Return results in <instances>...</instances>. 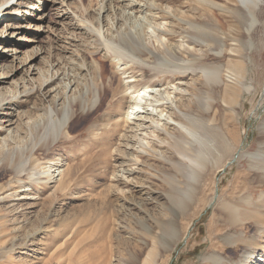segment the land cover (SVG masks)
I'll return each mask as SVG.
<instances>
[{
	"label": "rangeland",
	"instance_id": "1",
	"mask_svg": "<svg viewBox=\"0 0 264 264\" xmlns=\"http://www.w3.org/2000/svg\"><path fill=\"white\" fill-rule=\"evenodd\" d=\"M101 3L45 0L40 12L0 22L8 49L18 50L0 63L9 72L19 67L11 56L24 62L33 47L43 50L33 64L38 72L20 66L0 86V105L13 102L24 116L13 142L29 159L25 174H34L21 183L0 179L2 186L12 181L0 195V264H143L151 253L155 264H243L246 252L252 257L244 264H264V0L254 18L239 0H137L140 8L104 22ZM63 10L91 28L76 33L74 16H60ZM31 15L30 29L42 28L38 37L25 22ZM51 73L60 80L59 109L70 104L73 119L55 142L46 113L51 87L42 86ZM148 87L163 95L148 119L154 127L126 119L133 92ZM198 152L212 164L194 201L182 207L189 177L182 159ZM223 201L240 209L236 223L217 211Z\"/></svg>",
	"mask_w": 264,
	"mask_h": 264
},
{
	"label": "bare ground",
	"instance_id": "2",
	"mask_svg": "<svg viewBox=\"0 0 264 264\" xmlns=\"http://www.w3.org/2000/svg\"><path fill=\"white\" fill-rule=\"evenodd\" d=\"M68 1V0H67ZM98 1V0H97ZM146 1V0H145ZM62 2V1H61ZM74 2V1H73ZM137 2V0H102V3H103V6L104 5H106V6H104L103 8V10H102V8H100L101 10L99 11V17H100V20H102V22H104L105 21V19L106 18H109V16H110V14H116L117 15V13H120V12H122L123 11V9L124 8H129L130 7V9H135V7H139V5L136 3ZM101 3V4H102ZM139 3V2H138ZM239 3L242 5V7L247 11V13L249 14V16L251 17V18H254L255 17V13L258 11V9L260 8V4H261V0H239ZM64 4V3H63ZM141 4V3H140ZM45 5V0H2L1 2H0V9H2L1 11H0V22H10L11 23V21H13L14 19H16V18H20L21 17V15L23 14V13H25V14H28L29 12H30V10H35L36 12L38 11V12H40V8H42L43 6ZM69 5V4H68ZM73 5V4H72ZM136 5H138V6H136ZM64 6H66V5H64ZM66 8H67V6H66ZM126 8V9H127ZM140 8V7H139ZM138 8V9H139ZM23 9H26L25 11H23ZM128 11V10H127ZM135 11H137V9L135 10ZM141 11V9L139 10V12ZM134 12V11H133ZM138 12V11H137ZM33 15V14H32ZM30 16V18H28V19H26L25 20V22H27V24H29V31H31V36H33V37H38V34L40 33L39 31L42 29L41 28V25H40V27H37V26H33V27H37L36 28V30H32V29H30L31 27H32V22H36V18H34L33 16ZM123 15H124V13H123ZM127 15V14H126ZM60 16H62V17H66L67 16V18H69L68 16H70V17H73L74 19H75V22L73 23L74 24V27L75 28H73L74 30H75V32L77 31V32H81V31H83V30H85L86 31V29H88L87 28V25H89V27H90V22H88V20H85V19H79V18H77L75 15H73V12H71V11H68V13H67V11L65 12L64 10L62 11V15H60ZM58 17V16H57ZM137 17V16H136ZM41 19L40 20H37L39 23H41L43 20H44V18L43 17H40ZM31 19H33V21L31 20ZM39 19V18H38ZM71 19V18H70ZM67 20V19H66ZM108 20V19H107ZM107 20H106V23H107ZM117 20V19H116ZM70 21V20H69ZM99 21V20H98ZM115 22V21H114ZM105 23V24H106ZM38 24V23H37ZM101 25H102V23H101ZM108 25V24H107ZM25 26H28V25H25ZM113 26V25H112ZM7 27H9V28H13L12 26H7ZM15 27V26H14ZM73 27V26H72ZM104 27V26H103ZM105 27H106V25H105ZM253 24H251V30L253 29ZM17 28V27H16ZM28 28V27H27ZM91 28V27H90ZM20 30L21 29H24L23 27H21V28H19ZM49 29H50V27H49ZM94 29V28H93ZM107 29V28H106ZM110 29V28H109ZM114 29V28H113ZM39 30V31H38ZM89 30V29H88ZM87 30V31H88ZM91 30V29H90ZM104 30V29H103ZM111 30V29H110ZM74 32V33H75ZM76 32V33H77ZM102 32V31H101ZM22 33V32H21ZM26 33V32H25ZM41 33H42V31H41ZM73 33V32H72ZM71 33V34H72ZM104 33H105V31H104ZM106 33H107V31H106ZM95 34V33H94ZM102 34V33H101ZM99 35V39L100 40H103V36L102 35ZM3 31L2 32H0V63H2V61H3V59H6L7 57H8V52H13L14 54H16L17 53V51H16V49L14 50V49H8V47H9V45H13L12 43H11V41H9V42H6V39H7V37H8V35H6V33L3 35ZM14 35H15V33H14ZM76 35V34H75ZM107 35V34H106ZM66 36V35H65ZM73 36H74V34H73ZM92 36V35H91ZM114 36H116V35H114ZM150 36V35H149ZM68 37V36H67ZM72 37V36H71ZM70 37V38H71ZM89 37V36H88ZM25 38V37H24ZM24 38H23V40H24ZM70 38H68V39H70ZM74 38H75V40H76V37L74 36ZM73 38V39H74ZM97 38V37H96ZM105 38H107V37H105ZM113 38V37H112ZM111 38V39H112ZM31 39V38H30ZM29 39V40H30ZM37 39V38H36ZM67 39V38H66ZM72 39V38H71ZM70 39V40H71ZM93 40H95V39H93ZM97 40V39H96ZM26 41V40H25ZM35 39L33 38V41H31V42H28L27 44H32L33 45V43H35ZM39 41V40H38ZM67 41V40H66ZM71 41H73V40H71ZM78 41V40H77ZM104 41V40H103ZM112 41V40H111ZM43 42V41H42ZM61 42V41H60ZM79 42V41H78ZM105 42H106V39H105ZM109 41H107V44H108V47H109V45H111V47H112V50H113V48H115V50H114V52H117V53H120V56H122L123 55V53H125V55H126V53L128 52V51H126L125 52V50L121 47V46H119V45H115L113 42H111V43H108ZM8 43H10V44H8ZM74 43V42H73ZM76 43V42H75ZM99 43V42H98ZM17 44H18V42H17ZM67 46H68V48L70 49V47H72L73 45H72V43L71 42H66L65 43ZM92 44V43H91ZM90 44V45H91ZM106 44V45H107ZM85 45V44H84ZM104 45V44H103ZM183 45V44H182ZM21 46H23L22 44H21ZM75 46V45H74ZM81 46V45H80ZM133 46H135V45H133ZM132 46V47H133ZM165 46V45H164ZM16 47H18V45L16 46ZM37 47V46H36ZM66 47V46H65ZM136 47V46H135ZM135 47H133V48H135ZM172 47H174L173 45H172ZM179 47H182V46H179ZM40 48V47H39ZM76 48V47H75ZM137 48V47H136ZM136 48H135V50H136ZM67 49V48H66ZM138 49V48H137ZM173 49H175V47L173 48ZM176 49H179V48H176ZM181 49H183V47L181 48ZM180 49V50H181ZM33 50H36V52H35V55H34V53H33V56H28V59H26L24 62H22V61H20L19 60V58L20 57H16V55H13V56H11V57H13V60H17V62H18V68H16V70L14 71V72H9L8 71V67H6V65H1L0 66V86H2V85H5V84H8V79H11V78H13V77H15V74L17 73V71L20 69V66L21 67H26V65L28 64V65H31V68L33 67V70L35 71V70H37V69H35V65L33 66V64L36 62V60L42 55L41 54V52L43 51H40V50H38V48H35V47H33V49H32V51ZM68 50V49H67ZM180 50H179V52L178 53H180ZM184 50V49H183ZM31 51V52H32ZM65 51V50H64ZM69 51V50H68ZM67 51V52H68ZM123 51V52H122ZM174 51V50H173ZM34 52V51H33ZM175 52H176V50H175ZM185 52V51H184ZM12 53V54H13ZM32 54V53H31ZM142 54H143V52H142ZM141 54V55H142ZM125 55H123V56H125ZM128 55H130V54H128ZM127 56V55H126ZM131 56V55H130ZM80 58V57H79ZM128 58H129V56H128ZM130 59V58H129ZM197 59V58H196ZM84 61V60H83ZM194 62V61H193ZM193 62H192V64H193ZM54 63V62H53ZM198 63H200L199 61H198ZM197 63V64H198ZM55 64V63H54ZM196 64V65H197ZM73 65V64H72ZM189 65V64H188ZM188 65H187V67H188ZM57 66V65H56ZM198 66V65H197ZM55 67V66H54ZM84 67V66H83ZM82 67V68H83ZM181 67V66H180ZM186 67V68H187ZM63 68V67H62ZM81 68V70H83ZM100 68V67H99ZM98 68V69H99ZM189 68V67H188ZM198 68H200V67H198ZM183 69H185V68H183ZM195 68H193L192 70H194ZM51 70V69H50ZM53 70V69H52ZM174 70H176V68L174 69ZM192 70H190V71H192ZM205 70H207L208 71V73H212L213 74V79H214V81H213V83H216V84H220V83H222V79H221V75L219 74V73H217L216 71H213V70H208V69H205ZM39 71H40V69H39ZM56 71V70H55ZM54 71V72H55ZM183 71V70H182ZM2 72V73H1ZM37 72H38V70H37ZM48 72H49V70H48ZM57 72V71H56ZM72 72V71H71ZM100 72V71H99ZM178 72H181V71H178ZM184 72V71H183ZM188 72V71H187ZM10 73H12V75L11 76H9V74ZM60 73V71L59 72H57V74H59ZM101 73V72H100ZM215 73V74H214ZM52 74V73H51ZM65 74V73H64ZM102 74V73H101ZM71 75V74H70ZM49 76H50V74H48L46 77L47 78H44V81H43V83H42V86H47V87H51V90H49L48 92L49 93H51V94H48V93H46L45 95V97L48 99V98H50V101L52 100V102H53V104H52V107H50L49 109H47V112L46 113H48L47 115H49L51 118H53V127H54V134H53V136H54V138H53V141L55 142V140H58V139H60V138H62V137H65L67 134H68V131H69V128H70V123H71V121L73 120L72 119V116H71V113H70V110H71V106H70V104H68L67 106H62L63 107V109H59V103H60V101L62 100V97L60 98V90H59V88L57 87V88H55V85L57 84V81H59L60 82V80H59V78H57V76H56V74H52V78H50L49 79ZM73 76V75H72ZM184 77H185V75H183ZM59 77V76H58ZM61 77V76H60ZM176 77V76H175ZM178 77H180V76H177V78ZM181 78H182V76H181ZM186 78V77H185ZM63 79V78H62ZM176 79V78H175ZM187 79V78H186ZM65 81V80H64ZM75 82V81H74ZM63 83V82H62ZM72 83V82H71ZM70 85H72V84H70ZM126 85V84H125ZM182 85V84H181ZM65 86V85H64ZM175 87V86H174ZM178 87V86H177ZM177 87H175V88H173V89H176ZM35 88V87H34ZM169 88V87H168ZM172 88H171V90H172ZM179 88V87H178ZM62 89H64V88H62ZM72 89V88H71ZM70 89V90H71ZM125 88H123V90H124ZM167 89V88H166ZM59 90V91H58ZM129 90V89H128ZM158 90V89H157ZM157 90H155V89H152V90H150L149 89V87L148 88H145V89H142V90H139V91H137L136 90V92H133V95H132V99H133V101H131L132 102V104L130 105V107H129V110H128V115H126L127 116V118L126 119H128L129 118V120L130 119H137L139 122L140 121H143L142 123L144 124H146V123H149L150 122V120H151V117L153 116V115H156V114H154V112H155V110H156V108H158L159 106H158V102H159V100H160V96H158L159 94L160 95H162L160 92L159 93H157L158 91ZM169 90V89H168ZM67 90H66V87H65V89L63 90V93H64V95H66V92ZM115 91V90H114ZM161 91V90H160ZM74 92V91H73ZM132 92V91H131ZM165 92H167V90L165 91ZM164 92V93H165ZM172 92V91H171ZM41 93V92H40ZM54 93V95L52 96V94ZM102 93V92H101ZM104 93V92H103ZM103 93H102V96H103ZM126 93V92H125ZM130 93V92H129ZM163 93V94H164ZM168 93V92H167ZM6 94V93H5ZM4 93L3 94H1L0 93V104L2 103V102H4V101H6V95H5ZM25 94V93H24ZM28 95V92H27V94L25 95V96H27ZM30 95V94H29ZM73 95V94H72ZM42 96H43V94H42ZM101 96V97H102ZM115 96V95H114ZM159 97L158 99L156 98V97ZM163 96V95H162ZM166 96H167V94H166ZM165 96V97H166ZM169 96H170V94H169ZM103 98V97H102ZM105 98V97H104ZM43 100H45V99H43ZM65 100V99H64ZM131 100V99H130ZM147 100H150V101H147ZM46 101H49V100H46ZM49 101V102H50ZM75 101V100H74ZM129 101V100H128ZM145 101V104H142L143 102ZM162 101V100H161ZM167 101V100H166ZM70 102H71V100H70ZM76 102V101H75ZM130 102V103H131ZM149 104H148V103ZM18 103V102H17ZM72 103V102H71ZM85 103V102H84ZM158 103V104H157ZM229 103V102H228ZM62 104V103H61ZM165 104H168L167 102L165 103ZM164 104V105H165ZM16 104L15 103H13V102H9V103H6V104H3V105H0V179H1V177H3V176H8V175H10L9 177H10V180L11 179H13V178H15L16 180H17V182L18 183H21V182H24V181H26V180H29V179H31V178H33V176H34V174H31L30 176L29 175H26L25 174V172H26V170H27V168H28V166H29V162H28V160H26V157H25V150L24 149H21V147H18V146H15L14 144V142H13V140H14V138H15V136H16V134H17V130H18V126L19 125H21V121H22V119L24 118V116L22 115V114H20V112H18V109H16V107H17V105L15 106ZM160 105V104H159ZM166 106V105H165ZM60 107H61V105H60ZM160 107H162V106H160ZM43 108V107H42ZM168 108V107H167ZM159 109V108H158ZM158 109H157V111H158ZM172 109V108H171ZM85 110V109H84ZM72 112V111H71ZM85 112V111H84ZM161 112V111H160ZM159 112V113H160ZM158 113V114H159ZM168 113V112H167ZM161 115V114H160ZM163 115V114H162ZM171 115V114H170ZM40 117V116H39ZM47 118H49V117H47ZM153 118V117H152ZM158 118V117H157ZM161 118V117H160ZM145 119V120H144ZM148 119H150V120H148ZM215 119V118H214ZM47 120V119H46ZM51 120V119H50ZM148 120V121H147ZM49 121V120H48ZM152 121V120H151ZM157 121V120H156ZM158 121H159V119H158ZM166 121V120H165ZM128 122V121H127ZM225 122V121H224ZM40 123V122H39ZM131 123V121L130 122H128V124H130ZM133 123V122H132ZM151 123V122H150ZM134 124V123H133ZM152 124V126H153V123H151ZM134 125H136V123L134 124ZM182 125V124H181ZM139 126H140V124H139ZM138 126V127H139ZM142 126H144V125H142ZM147 126V125H146ZM151 126V125H150ZM41 127V126H40ZM129 127V126H128ZM154 127V126H153ZM159 127V124H157L156 125V128H158ZM214 127V126H213ZM136 128V127H135ZM146 128V127H145ZM144 127H143V130L145 129ZM149 127H147L146 129H148ZM139 129V128H138ZM142 129V128H141ZM150 129H151V127H150ZM134 130V129H133ZM226 130V129H225ZM139 131V130H138ZM157 131V130H156ZM259 133H261L263 136H264V120L262 121V123L260 124V126H259ZM143 132V131H142ZM141 132V133H142ZM147 132V131H146ZM126 133V132H125ZM136 133V132H135ZM145 133V132H144ZM149 133V132H148ZM190 135H191V132H188ZM187 133V134H188ZM5 134V135H4ZM151 134V133H150ZM188 134V135H189ZM144 135V134H143ZM153 135V134H152ZM192 135H194V134H192ZM198 135V134H197ZM210 135V134H209ZM70 136V135H69ZM68 136V137H69ZM124 136V135H123ZM142 136V135H141ZM67 137V138H68ZM131 137V136H130ZM144 137H146V135L144 136ZM154 137V136H153ZM191 137H193V136H191ZM195 137V136H194ZM232 137H234V136H232ZM188 138V137H187ZM231 138V137H230ZM155 139V138H154ZM132 140V139H131ZM143 140V139H142ZM142 140L140 141V140H138V141H140V142H142ZM212 140V139H211ZM144 141V140H143ZM145 142V141H144ZM144 142H142L143 143V145H144ZM150 142H152L151 140H150ZM149 142V143H150ZM200 142V141H199ZM53 143V142H52ZM142 143H140V145L142 144ZM148 142L146 143V145L149 147V146H151L150 144H149ZM136 144V143H135ZM134 145V144H133ZM142 145V146H143ZM20 146V145H19ZM131 146V145H130ZM139 146V145H138ZM138 146H136V145H134V147H138ZM145 146V145H144ZM134 147H130V149H128V148H126V149H128V152L130 151V150H132L131 148H134ZM260 147H261V145H260ZM262 147H263V145H262ZM36 148H38L39 149V147H38V145H36V147L34 146V148L32 149V151L31 152H35V149ZM144 148V147H143ZM150 148V147H149ZM264 148V147H263ZM135 149V148H134ZM139 149V148H138ZM138 149H136V150H138ZM142 149V148H141ZM141 149H139V150H141ZM206 149V148H205ZM145 150H148V149H145ZM264 150V149H263ZM123 151V150H122ZM222 151V150H221ZM144 152V151H143ZM261 152V151H260ZM130 153V152H129ZM199 153V152H198ZM197 153V154H198ZM184 154V153H183ZM131 155V154H130ZM140 155V154H139ZM139 155H137V156H139ZM182 155V154H181ZM127 156V155H126ZM189 157V156H188ZM210 156H208V155H206V153H204V152H201V153H199L198 155H196L195 157H189V158H187V157H185V158H183L181 161L182 162H185L186 164H187V166H188V169H189V177H188V179H187V181H186V183H187V186H186V191H185V195H184V199H182V202H181V205H182V207H184V206H187V205H189V204H191L193 201H194V199H195V197H196V195H197V193L199 192V189H200V187L202 186V184H203V180L205 179L204 177H205V175H206V173L208 172V170H209V167H210V165L212 164V162H211V164H210V158H209ZM134 158V157H133ZM250 158V157H249ZM252 158V157H251ZM129 160H130V158H128ZM134 161V160H133ZM133 161H130V162H133ZM123 165V164H122ZM133 165H135V164H133ZM214 166V165H213ZM131 170V169H130ZM133 171V170H132ZM131 171V172H132ZM126 172H127V174H129L128 173V171L126 170ZM126 174V173H125ZM132 174V173H131ZM210 174V173H209ZM208 175V174H207ZM9 179H8V182L6 183V184H4L3 186L2 185H0V195H4V192L5 191H7V189L8 188H10L12 185H11V183H12V181H10ZM23 184V183H22ZM11 185V186H10ZM23 187V186H22ZM205 191V190H204ZM231 196V195H230ZM236 201V200H235ZM250 201L251 200H248V204H250ZM243 202V201H242ZM235 204V203H234ZM220 205V207L219 208H217L218 210L217 211H219L221 214H223V216L222 217H224L225 216V219L228 221V222H234L235 221V219H238L239 218V216H238V213H239V211H240V209L236 206V205H231V203H228V202H222V203H220L219 204ZM242 205V204H241ZM245 205V204H244ZM219 212H217V213H219ZM217 215V214H216ZM219 216H220V214H219ZM23 242V241H22ZM25 245V244H24ZM137 257H138V255H137ZM252 257V253H247L246 252V254H244L243 256H242V261H241V263H247L248 262V260H250V258ZM155 261H156V258H155V254L154 253H151V255H149V258L147 259V261H145L143 264H155ZM262 260L261 259H257V262H261ZM139 261H138V259H135V263H138ZM256 262V263H257ZM219 263H221L219 260H216V262H215V264H219Z\"/></svg>",
	"mask_w": 264,
	"mask_h": 264
},
{
	"label": "crops",
	"instance_id": "3",
	"mask_svg": "<svg viewBox=\"0 0 264 264\" xmlns=\"http://www.w3.org/2000/svg\"><path fill=\"white\" fill-rule=\"evenodd\" d=\"M235 223H236V221H235Z\"/></svg>",
	"mask_w": 264,
	"mask_h": 264
}]
</instances>
